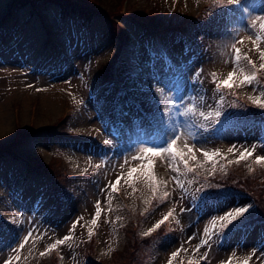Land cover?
I'll return each mask as SVG.
<instances>
[{
	"label": "rangeland",
	"instance_id": "rangeland-1",
	"mask_svg": "<svg viewBox=\"0 0 264 264\" xmlns=\"http://www.w3.org/2000/svg\"><path fill=\"white\" fill-rule=\"evenodd\" d=\"M10 1L0 0V24ZM50 1L81 2L101 19L86 23L69 16L62 28L55 7L44 6L49 14V38L67 47H61L62 52L46 66L48 70L26 72L44 32L32 15L27 19L18 12L19 20L13 25L17 28L10 34L13 40L4 48L5 53L0 49V149L12 145L24 159L38 162L49 173L46 181L35 173L24 174V164L0 158V221L9 232L16 228V216L21 212L15 192L23 191L28 197L22 210L21 237L13 248L0 253V264H55L54 248L63 254V264H151L157 250L162 255L157 256L156 264H264V238L259 236L260 229L264 233V164L258 166L254 157L264 155V147L252 140L253 135L264 136V132H256L261 131L260 117L264 116V70H259L264 62L259 58L264 51V30L260 22L253 27L250 20L264 16V0H241L239 6L249 14L245 23L227 18L231 11L226 8L195 18L199 9L210 12L211 0ZM221 1L225 0H216ZM126 14L153 22L155 29L187 21L190 43L184 45L173 39L172 44L181 48L173 73H163L144 61L151 55L154 58L150 52L152 37L147 40L138 32L139 45L135 39L124 40L116 22L127 27L122 21ZM257 36L259 40H255ZM195 48L201 55L192 52ZM136 58L141 59V74ZM249 60L256 65L257 79L240 84L241 74L254 71ZM115 61L120 63L119 70L128 71L123 75V88L128 95H136L151 114L162 142L141 120L131 124L120 121L122 98L112 84L101 83L107 82L104 71ZM229 72L235 75L230 86L224 87L222 82ZM213 82L221 87L210 86ZM256 98L259 100L254 103ZM171 106L177 107L173 117ZM215 121L220 124L213 125ZM111 126L117 127L118 137ZM45 127L58 134L91 139L98 146L90 154L81 152L78 146L66 148L57 138L48 139ZM30 129L37 133L29 134ZM176 133L180 135L176 150L186 152L185 144L193 148L195 159L188 162L195 173L182 170L180 162L167 155L157 157L140 151L144 147L158 149ZM22 141L24 144H20ZM101 147L107 152L124 150V154L116 159L96 155ZM230 147L232 152L228 151ZM245 150L251 155L240 159ZM204 152L217 155L207 159ZM141 165L155 178V193ZM131 169L136 171L129 177ZM90 171L98 178L96 187L89 188ZM63 172L66 175L60 183ZM72 172L79 173V178L72 180ZM164 187H170L166 191L169 201L163 200ZM244 188L247 192L242 191ZM233 189L238 193L227 194ZM78 195L81 202L71 212L67 203ZM249 196L256 203L249 201ZM192 201L200 210L191 205ZM240 206L251 207L235 222L240 226H229L218 240L215 234L223 223L218 217ZM64 211L72 213L70 219H64ZM169 212L172 220L167 219L166 233L164 223L150 231L164 219L163 213ZM91 230L97 234L96 241L91 240ZM5 233L2 228L0 234ZM57 240L64 243L57 244ZM206 240L208 243L201 244ZM173 252L178 255L173 257Z\"/></svg>",
	"mask_w": 264,
	"mask_h": 264
},
{
	"label": "snow or ice",
	"instance_id": "snow-or-ice-1",
	"mask_svg": "<svg viewBox=\"0 0 264 264\" xmlns=\"http://www.w3.org/2000/svg\"><path fill=\"white\" fill-rule=\"evenodd\" d=\"M241 2V0H227V5L228 6H233V8L237 5H239V3ZM250 20H251V24L252 26L254 27L256 25L257 22H260V28L262 30H264V16H256L254 18L250 17ZM260 37L257 36L255 38V40H259ZM259 58L261 61H264V51H261L259 53ZM236 59L239 60V50H237V55H236ZM248 63L251 65V67L254 69V71L251 73V75H243L241 74V77L239 78V81H240V84H245V83H251L253 80H256L257 77H256V65L251 61L249 60ZM259 70H264V62H262L260 65H259ZM199 75V73L197 74ZM235 75V72H229L228 74V79L227 80H224L222 83H223V86L224 87H228L230 86V81L232 80L233 76ZM221 87V84H217L216 85V88L219 89ZM161 89L157 88V91H160ZM183 98L181 97V100ZM221 99H223V97H221ZM250 99H252L250 97ZM259 100V98H256V100H254L253 102L254 103H257ZM261 107H264V105H261ZM180 115H183V113H178ZM217 116L220 115L219 112L216 113ZM174 131L176 132V130L174 129ZM180 139V135L179 134H175L174 136H171V137H168L167 140L164 141V144L163 146L161 147H158V149H153V148H150V147H144V148H141L140 151L143 152V153H149V154H152V155H167L168 157L171 158L172 161H176V162H182L184 164V166L187 168L188 166V160L189 159H195V157L192 155L193 153V148L192 147H188L187 144H185V148H186V152L185 151H180V150H176L175 148V145L177 143V140ZM105 143H107V141H105ZM165 145H167L165 147ZM199 150V149H197ZM229 152H232L233 151V148H229L228 149ZM203 155L207 158V159H211V156H214V155H217L216 153H213V154H209L207 152H204ZM251 153L248 152L247 150L243 151L240 153V159H245L247 156H250ZM256 163L257 164H264V155H257L256 156ZM170 167H172V165H169ZM141 169L144 171V174L145 176L147 177V179L151 182V185H152V190L153 192L155 193V185H156V182H155V178L151 175L150 171H148L146 169V167L144 165H141ZM136 169H131L129 170L128 172V176L131 177L133 172H135ZM172 171H177V168L175 167H172ZM188 171L191 172L192 169L191 168H188ZM177 183H179L177 181ZM189 183H191V181H189ZM113 191H115V185H113ZM165 196L168 195L167 192L164 193ZM251 206L249 207H243V206H240V207H236L234 211H229L227 212L226 214L224 215H220L218 218L219 220H221L223 223L221 224V231H219L218 233H216V238L219 240L221 239L222 236H224L226 234V231L229 229V226H232V227H239L240 225H238L237 223H235L237 220H239L241 217H243L250 209ZM188 209H182V211H187ZM100 214V209L99 207H97V210H96V215L99 216ZM172 213L169 212L168 213V216H171ZM168 216H165L163 220H161L159 223H157L155 226H154V229H151L150 231H154L155 229H159L161 224L164 223V221H166L168 219ZM92 223L95 224L96 223V220L93 219L92 220ZM207 231V230H205ZM145 235H148V233H145ZM67 239V237H66ZM57 244H63L64 241L63 240H57L56 241ZM208 243V241H201V244H206ZM21 247H23V245H21ZM52 247H55V245H52ZM41 256L44 255V253L42 252L40 254ZM178 255L177 252H173L172 253V256L173 257H176ZM19 257H17L18 259ZM261 259H264V257H261ZM245 264H247V262H245Z\"/></svg>",
	"mask_w": 264,
	"mask_h": 264
},
{
	"label": "trees",
	"instance_id": "trees-1",
	"mask_svg": "<svg viewBox=\"0 0 264 264\" xmlns=\"http://www.w3.org/2000/svg\"><path fill=\"white\" fill-rule=\"evenodd\" d=\"M93 15V14H92ZM95 15H93V17H94ZM90 18H91V16H90ZM94 19V18H93ZM236 191H239V190H236Z\"/></svg>",
	"mask_w": 264,
	"mask_h": 264
}]
</instances>
